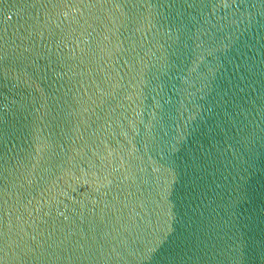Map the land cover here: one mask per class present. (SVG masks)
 Wrapping results in <instances>:
<instances>
[{
  "label": "water",
  "instance_id": "water-1",
  "mask_svg": "<svg viewBox=\"0 0 264 264\" xmlns=\"http://www.w3.org/2000/svg\"><path fill=\"white\" fill-rule=\"evenodd\" d=\"M0 264H264V0H0Z\"/></svg>",
  "mask_w": 264,
  "mask_h": 264
}]
</instances>
